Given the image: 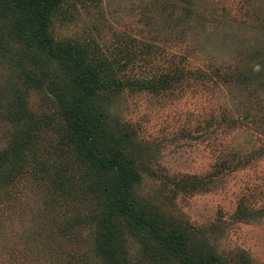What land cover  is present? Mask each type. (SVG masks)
I'll list each match as a JSON object with an SVG mask.
<instances>
[{
  "label": "rangeland",
  "instance_id": "rangeland-1",
  "mask_svg": "<svg viewBox=\"0 0 264 264\" xmlns=\"http://www.w3.org/2000/svg\"><path fill=\"white\" fill-rule=\"evenodd\" d=\"M10 3L0 0V156L16 138L35 144L0 187V264H112L109 226L125 264H181L172 234L196 264H264V0H65L52 15L54 38L84 47L100 73L92 151L133 161V211L159 234L113 210L127 174L85 157L57 93L75 98V74L30 30L15 36Z\"/></svg>",
  "mask_w": 264,
  "mask_h": 264
},
{
  "label": "trees",
  "instance_id": "trees-1",
  "mask_svg": "<svg viewBox=\"0 0 264 264\" xmlns=\"http://www.w3.org/2000/svg\"><path fill=\"white\" fill-rule=\"evenodd\" d=\"M10 1V6L21 13L18 26L14 30L15 36L23 39L27 36V31L30 30L35 38V40L31 42V45H35L39 50L47 51L56 59H67L72 74H75L74 85L77 91L75 98L73 100H68L69 98L67 99V96H65L63 92L57 91V93L63 104V116L68 125L76 133L81 134L77 143L84 151L85 157L91 161L96 170H109L117 167L120 171L127 174L125 181L120 185L118 190L112 192V195H116L114 206L112 207L113 210L116 209L117 215L132 219L136 224H145L159 234L157 220H154L153 217L141 218L133 211L134 202L131 198L132 185L134 181L139 180V176L133 166V161L125 157L122 151H117L108 156L103 154L100 155L92 151V145L97 141L101 120L103 119L101 113L94 114L91 110L93 102L97 97L100 73L93 59L89 56L84 47L57 41L49 31L52 24V15H54L65 0ZM2 49L3 45L0 51H2ZM12 112L10 113H12L15 118L18 117L22 120L29 118L25 112H20V110ZM94 117H97V119ZM38 125V122H31L29 124L30 129L25 131V133L28 135L31 128L34 130ZM34 144L35 140H33L31 135L16 138L13 141L11 150L0 156V187L6 186L13 178L19 177L21 173L19 169L14 172L15 165L18 161L22 160L26 154H33ZM10 153H13L11 159L8 158ZM37 162L40 163L41 161L37 160ZM116 235L117 233L113 226H109L108 230L103 233L104 240H107L106 243L103 240L104 244L101 245V250L113 259L112 264H125L121 260L118 250L113 245L108 244L110 240L115 239ZM163 240L170 242V253L177 256L181 264H196L187 257L183 241L179 236L172 234L163 237ZM214 261L213 264H222L216 257Z\"/></svg>",
  "mask_w": 264,
  "mask_h": 264
}]
</instances>
